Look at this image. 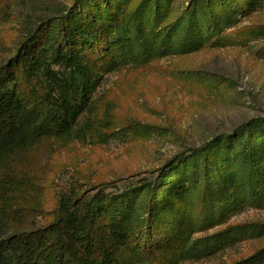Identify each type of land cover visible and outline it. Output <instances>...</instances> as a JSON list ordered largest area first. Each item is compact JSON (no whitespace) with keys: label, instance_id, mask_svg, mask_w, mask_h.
<instances>
[{"label":"trees","instance_id":"1","mask_svg":"<svg viewBox=\"0 0 264 264\" xmlns=\"http://www.w3.org/2000/svg\"><path fill=\"white\" fill-rule=\"evenodd\" d=\"M126 1L74 0L61 15L27 27L14 53L0 59V264H181L210 258L244 238L264 236V224L258 223L193 235L195 228L221 224L226 214L242 210L263 190L253 189L257 179L252 181L263 176L250 137L251 130L264 126L258 118L176 153L157 177L139 185L115 191L64 189L53 218L29 224L44 213L33 161L47 144L63 148L85 140L92 126L87 116L92 115L93 96L104 74L219 43L220 31L234 26L245 10L264 3L246 0L241 9L239 3L230 7L229 0H190L181 17L162 28L158 13L164 8L157 1L144 9L149 14L153 9L145 31L139 11L127 23L118 22ZM254 138L262 139L264 133ZM219 143L238 146L249 187L242 189L231 173L213 175V185L201 192L194 227L176 208L188 190L177 165L198 154H217ZM227 157L228 152L221 154V160ZM206 175L205 163L197 175L203 177L204 188ZM141 194L143 206L137 202ZM230 264H264V246Z\"/></svg>","mask_w":264,"mask_h":264},{"label":"rangeland","instance_id":"2","mask_svg":"<svg viewBox=\"0 0 264 264\" xmlns=\"http://www.w3.org/2000/svg\"><path fill=\"white\" fill-rule=\"evenodd\" d=\"M157 1L159 9L164 8L158 13L163 28L181 17L190 0H171L169 4L163 0H127L121 5L118 22L127 23L128 16L139 11L147 31L153 9L151 14L144 9ZM73 2L0 0V59L14 53L27 27L61 15ZM236 3L242 5L241 9L246 8V0L228 1L230 7ZM216 6L214 3V15ZM219 36V43L208 42L198 50L155 56L145 65L129 63L104 74L93 96L92 115L87 116L92 126L85 140L63 148L47 144L33 161L32 167L42 185L44 213L32 218L29 224L37 226L51 220L64 189L91 191L96 186L115 191L139 185L157 177L159 169L187 147L231 132L242 122L257 118L258 122L264 121V3L245 10L238 22L220 31ZM261 129L264 126L251 130L250 137L251 146L258 149L256 161L263 173L252 179H257L253 189L263 190L242 210L226 214L221 224L195 228V237L229 225L264 224V138H254L264 133ZM217 146L220 148L217 154L210 151L206 158L198 154L177 165L179 172L183 169L188 190L176 208L194 227L201 192L213 185V175L231 173L242 189L249 187L238 146L222 143ZM224 152L229 157L221 160ZM205 163L207 188L203 177H197ZM137 202L143 206L145 195L141 194ZM263 246L264 236L247 237L210 258L181 264H230Z\"/></svg>","mask_w":264,"mask_h":264}]
</instances>
